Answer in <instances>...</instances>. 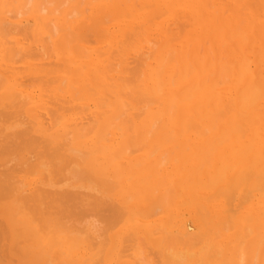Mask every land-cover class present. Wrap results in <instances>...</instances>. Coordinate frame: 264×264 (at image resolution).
Here are the masks:
<instances>
[{"label":"bare ground","instance_id":"bare-ground-1","mask_svg":"<svg viewBox=\"0 0 264 264\" xmlns=\"http://www.w3.org/2000/svg\"><path fill=\"white\" fill-rule=\"evenodd\" d=\"M60 1L0 0V264H264V0Z\"/></svg>","mask_w":264,"mask_h":264},{"label":"rangeland","instance_id":"rangeland-1","mask_svg":"<svg viewBox=\"0 0 264 264\" xmlns=\"http://www.w3.org/2000/svg\"><path fill=\"white\" fill-rule=\"evenodd\" d=\"M56 1H57V0H56ZM58 1H59V0H58ZM63 1H64V0H63ZM63 1L61 0L60 2H63ZM134 1H136V4H142L141 0H134ZM60 2H59V3H60ZM70 2H71V1H70ZM54 3H55V5H57V6L60 5L59 3L57 4V2H54ZM68 4H69V3H67V6H68ZM142 5L145 6V4H142ZM135 7H137V6H135ZM88 10H89V9H88ZM87 12H88V11H87ZM87 12H86V13H87ZM89 12H90V11H89ZM89 12H88L87 14H90V13H91V12H90V13H89ZM93 12H94V10H92V13H93ZM92 13H91V16H90L91 21H93V19L96 18V17L94 18V15H95V14H94V13L92 14ZM97 15H98V14H97ZM87 16H88V15H87ZM88 17H89V16H88ZM74 18H75V17H74ZM137 19H138V17H137ZM25 38H26V37H25ZM78 213H79V212H78ZM64 215H67V214H63V216H64ZM69 215H70V214H69ZM81 216H83V215H81ZM81 216H80V217H81ZM65 217H66V216H64V218H61L62 221H63V219H64L65 224H66L68 221H69V222H68L69 225H70L71 221H72L71 224H73V220H74L75 218H76V221L74 220V222H77V223H78V221H77V220H78V218H77L78 216H74V215H72V218L74 217L73 219L71 218V215H70V216H67L66 218H65ZM82 218H83V217H82ZM67 219H68V220H67ZM65 220H67V221H65ZM68 223H67V225H68ZM77 223H76V224H77ZM74 225H75V223H74L72 226H74ZM70 226H71V225H70Z\"/></svg>","mask_w":264,"mask_h":264}]
</instances>
